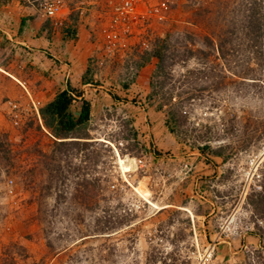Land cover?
Listing matches in <instances>:
<instances>
[{
  "label": "rangeland",
  "instance_id": "1",
  "mask_svg": "<svg viewBox=\"0 0 264 264\" xmlns=\"http://www.w3.org/2000/svg\"><path fill=\"white\" fill-rule=\"evenodd\" d=\"M172 2L151 26L149 50L167 40L157 76L155 58L137 67L140 44L108 57L91 50L97 28L78 35L84 52L63 62L88 64L92 112L63 142L33 115L17 127L0 115V264H264V24L251 47L248 18L264 0ZM0 74L9 92L29 90ZM172 104L187 116L173 133ZM207 140L221 157L197 149Z\"/></svg>",
  "mask_w": 264,
  "mask_h": 264
},
{
  "label": "crops",
  "instance_id": "2",
  "mask_svg": "<svg viewBox=\"0 0 264 264\" xmlns=\"http://www.w3.org/2000/svg\"><path fill=\"white\" fill-rule=\"evenodd\" d=\"M6 1L8 2V0H0V58L1 56L4 58V60L0 59V70L11 77L16 76L15 79L19 76L26 79L29 90L41 100L43 105L51 101L59 91L66 89L68 84L76 88L81 87L84 91L87 88L91 89L90 84H81V75L88 67L86 63L84 66L81 64L84 58H80L79 64L74 67L72 65L71 68H67V64L63 61H70L69 59L81 50L79 42L76 41L85 27L91 28L92 32L93 28H97L96 33L94 32L96 41L91 50L100 49L102 36L99 28L106 24L108 18L104 13L115 0L96 1L84 18H80L75 10L82 0H66L68 11L62 15L61 25H56L45 17L35 0L5 3ZM75 30V35L72 36ZM73 42H76V46H73ZM13 51L15 57L11 59ZM83 52L80 51L81 54ZM6 59L7 62H12L11 66L9 64L7 67H12L21 60V69H17L14 73L7 71L3 65ZM23 61L29 62L30 65L24 71ZM0 76V103L7 98H19L21 90L18 89L15 93L9 92L3 85L8 79L1 80L4 79L2 78L4 75L0 74ZM129 91L132 89L122 91L124 94L122 97H130Z\"/></svg>",
  "mask_w": 264,
  "mask_h": 264
},
{
  "label": "built area",
  "instance_id": "3",
  "mask_svg": "<svg viewBox=\"0 0 264 264\" xmlns=\"http://www.w3.org/2000/svg\"><path fill=\"white\" fill-rule=\"evenodd\" d=\"M35 1L45 17L51 19L56 25L62 24L61 17L68 11L66 0ZM96 1H80L75 9L78 16L86 17ZM172 4V0H115L104 13L108 18L106 24L99 28L104 54L108 57L115 54L125 57L135 43L140 44L143 50H149L152 23L164 21ZM134 37L139 38L133 43ZM22 87L24 95L16 99L7 98L0 103V115L6 116L10 124L15 127L19 126L27 116L33 115L40 126L46 130L40 116V109L43 106L41 100L33 97L24 84ZM141 161V159L138 160L139 163ZM257 168L258 160L252 158L247 171L249 178H253ZM256 176H259L258 173ZM111 187L114 188L115 185L112 184Z\"/></svg>",
  "mask_w": 264,
  "mask_h": 264
},
{
  "label": "trees",
  "instance_id": "4",
  "mask_svg": "<svg viewBox=\"0 0 264 264\" xmlns=\"http://www.w3.org/2000/svg\"><path fill=\"white\" fill-rule=\"evenodd\" d=\"M249 20H253L254 25L251 26V30L249 35L253 36L251 41V47L260 48L258 33L260 30V26L264 24V13L262 9L258 7V5H254L252 7V12L248 16ZM70 31L69 29H66ZM75 31L72 32V36L75 35ZM71 33V31H70ZM71 36V37H72ZM166 38L156 42L155 46L151 50H143L144 52L140 55L139 61H137V67L142 68L146 63L150 62L151 58H155L156 68L153 76H157L161 74L164 67V53L166 51ZM257 45V47H256ZM217 52H221L223 54L222 46H217ZM256 53V50H254ZM88 68L85 69V72L81 75V84L86 85L90 84V80L88 78L89 75ZM152 92L149 94V97L152 94L157 93L155 90V84L153 81H150ZM163 85V84H162ZM161 85V86H162ZM129 87L128 82L123 84L124 91ZM172 99L171 94L167 97V102H170ZM76 100H79L80 107L77 114L73 112V104ZM163 103L159 104L158 109H163ZM165 120L164 123L167 126L170 132H175L179 127L181 128L184 124V121L187 119L186 115L182 114V109L178 107V105H170L165 110ZM92 112V104L89 99L85 98L83 89L81 87L76 88L71 85H67V88L59 91L55 97L42 106L40 109V116L42 120L43 127L50 132V134L55 138L56 141L63 142L64 139L70 137V135L77 131L79 128L86 126L91 119ZM42 128V127H41ZM181 132V130H180ZM187 132V129L184 130ZM136 130L133 131V138L135 144L141 147V149H146L144 143H140L136 137ZM197 149L201 153L212 154L216 157H221L223 154L224 147H212L209 143V140L204 144H199ZM258 203H261L264 206V196H258L256 199ZM252 202L255 200H251ZM254 203V202H253Z\"/></svg>",
  "mask_w": 264,
  "mask_h": 264
}]
</instances>
